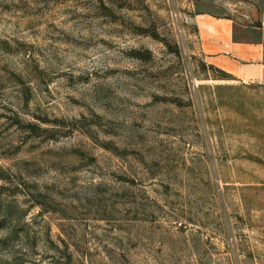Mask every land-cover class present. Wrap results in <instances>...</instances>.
<instances>
[{"label":"rangeland","instance_id":"1","mask_svg":"<svg viewBox=\"0 0 264 264\" xmlns=\"http://www.w3.org/2000/svg\"><path fill=\"white\" fill-rule=\"evenodd\" d=\"M248 0H0V264H264V91L196 47Z\"/></svg>","mask_w":264,"mask_h":264},{"label":"crops","instance_id":"2","mask_svg":"<svg viewBox=\"0 0 264 264\" xmlns=\"http://www.w3.org/2000/svg\"><path fill=\"white\" fill-rule=\"evenodd\" d=\"M241 19L201 14L193 19L204 61L233 83L264 91V0H248Z\"/></svg>","mask_w":264,"mask_h":264}]
</instances>
